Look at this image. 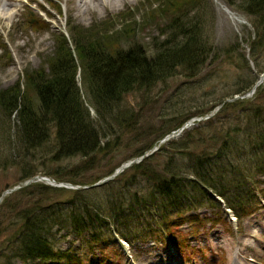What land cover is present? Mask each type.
I'll return each instance as SVG.
<instances>
[{
	"label": "trees",
	"instance_id": "1",
	"mask_svg": "<svg viewBox=\"0 0 264 264\" xmlns=\"http://www.w3.org/2000/svg\"><path fill=\"white\" fill-rule=\"evenodd\" d=\"M51 1L45 0L48 5ZM225 1L249 20L253 38L248 42V52L255 61L264 47V0ZM234 1L238 4L234 5ZM199 2L142 0L139 8L126 9L122 15L107 17L87 28L69 22L65 33H52L53 50L44 59V67L24 72L21 84L16 82L0 90V131L5 127L8 137L1 145L5 150L0 149L1 167L19 163L23 182L29 179L26 170L29 155L49 144L51 155L57 161L75 156L88 158L99 151L102 140L110 137L117 140L120 131L124 133L134 126L130 123H135L137 117L123 105L125 95L148 94L157 83L178 74L189 80L198 76L211 54V45L202 36L201 28L197 22L190 23L187 16ZM51 6L59 12L58 5ZM38 8L43 12V8ZM24 9L21 17L24 26L34 32L47 29V24L30 7ZM134 13L139 14L138 22L131 20ZM158 19L166 23L165 30L159 32L164 38L152 43L148 55L144 48L131 42L133 29L149 27ZM122 40L130 41V45L124 49L118 46ZM240 59L248 70L243 56ZM254 82L255 79L243 82L236 78L233 85L238 88L226 98L242 96ZM262 92L264 82L250 98L223 104L205 121L212 124L210 121L229 107H242L237 114L240 124L228 125L222 142L220 137L212 136L211 140L219 141L212 151H181L190 144L189 136L177 142L179 151L169 156L160 172L150 170L151 186L145 195L138 197V187L127 200L118 197L117 202L116 196L108 192L102 205L93 206L98 188L67 191L85 200H80L78 207L68 199L44 206L29 207L28 203L18 208L17 203L11 205L4 198L0 209L8 205L6 214L11 219L8 218L6 227L11 232L2 241L0 264L73 262L74 259L79 262V256L71 251L54 249L52 239L62 231L79 238L86 236L83 249L87 253L92 249L101 252L111 235L126 243L135 242L142 235L160 239L167 236L174 246L171 228L182 222L194 223L198 219L191 213L203 206H218L210 194L221 200L236 221L263 208L264 187L259 185H264V180L259 178L264 177V106L255 104ZM210 111L202 113V117ZM117 131L118 136L113 137ZM142 161L133 164L131 169H142L145 166ZM128 185L135 188L138 184L128 181ZM134 216L139 218L138 224L133 223Z\"/></svg>",
	"mask_w": 264,
	"mask_h": 264
},
{
	"label": "rangeland",
	"instance_id": "2",
	"mask_svg": "<svg viewBox=\"0 0 264 264\" xmlns=\"http://www.w3.org/2000/svg\"><path fill=\"white\" fill-rule=\"evenodd\" d=\"M141 2L142 0H95L84 7L78 4L77 0L57 2L53 0L51 3L59 6L57 12L52 4L48 5L45 0H0V10H3L1 12L7 11L6 13L10 12L12 15L11 20L0 15V90L16 82L21 84L24 72L44 67V59L53 50L52 33H65L67 23L87 28L107 17L122 15L126 9L135 6L139 8ZM237 4L238 1H234V5ZM26 5L47 24L45 31L34 32L21 23ZM38 7L43 8V12ZM235 9V6H229L225 0H200L198 7H194L187 14L190 23L197 22L202 36L211 45L209 59L198 76L189 80L178 74L164 83H157L148 94L125 95L123 105L131 109L137 117L135 123H130V126L134 124L133 127L124 133L120 131L121 136L117 140L112 137L102 140L99 151L88 158L75 156L57 161L51 155L50 144L44 146L34 151L29 155V160L27 159L26 170L29 172V178L46 177L68 184L69 181L81 182L80 186L94 184L101 178L111 175L120 165L137 158L140 154L148 153V150L152 151H149L148 156L142 161L145 165L142 169L133 170L130 167L112 182L107 183L106 185H111L108 188L103 189L101 186L96 189L98 197L93 200V206H96L104 203L103 198L108 192L116 196L117 202L118 197L127 200L138 187H140L138 197L148 193L151 186L150 170L160 172L169 156L179 151L177 148L180 145L177 146V142L185 140L187 136L190 137V144H194L191 146L186 143L187 147L180 149L181 151L199 152L204 149L212 151V148L219 144L218 140H211L214 138L212 136L220 137L222 142L226 138L223 136L228 125L231 127L236 123L240 124L237 114H240L242 107H229L222 114L215 116L210 121L212 124L205 123L201 118L202 113L210 111L232 95L238 88L233 85L236 78L243 82L254 79L257 81L264 74V47L260 49L255 61L249 57L248 42L253 38V30L248 24L247 17ZM133 15L131 20L138 22L139 14ZM165 26L164 20L160 19L155 20L149 27L135 26L131 42L140 45L149 55L152 43L164 38L160 37L159 32H163ZM118 27L116 26V29ZM129 45L130 41L123 40L118 44L123 49ZM240 55L245 59L248 70L244 68ZM257 96L255 104L264 106V92ZM82 98L86 100L83 95ZM189 121L200 122L180 133L178 137L159 145L154 152L153 148L161 138L175 131L180 124ZM1 129L0 149L3 148L4 151L5 146L1 145L8 137L5 127ZM117 136L118 131L113 133V137ZM15 162L18 163L16 160ZM6 167L2 168L0 165V194L18 185L21 186L24 182L20 180L19 163ZM182 174L186 175V171ZM259 180H264V177ZM128 181L136 182L137 187L128 185ZM115 182L116 184L112 185ZM40 184L42 183H32L28 186L22 184L21 189L5 195L4 198L11 205L17 203L18 208L28 203L29 207L44 206L68 199L78 207L85 201L67 192L68 190ZM263 187L264 185H259V188ZM254 192H258L256 188ZM211 195L217 199L214 201L218 206H203L191 213V216L198 219L194 223L182 222L183 224L175 229L171 228L174 233L173 243L176 244L174 246L168 237L162 236L161 233V239L142 235L144 237H137L135 242L130 243L111 235L101 252L92 249L87 253V250L83 249L86 236L79 238L62 231L52 239L54 249L60 252L71 251L75 256H79V262L74 259L73 262L50 260L28 264H264V207L236 221L231 212L223 207L221 200ZM7 206L0 209V247L6 234L11 232V228L6 227L8 218L11 219L10 215L6 214ZM148 212L153 213L151 210ZM185 215L188 217V214ZM133 219L134 224L139 223L137 216ZM142 223L145 224L144 221ZM138 226L144 229L142 225Z\"/></svg>",
	"mask_w": 264,
	"mask_h": 264
},
{
	"label": "water",
	"instance_id": "3",
	"mask_svg": "<svg viewBox=\"0 0 264 264\" xmlns=\"http://www.w3.org/2000/svg\"><path fill=\"white\" fill-rule=\"evenodd\" d=\"M264 79V74L258 78L257 82L254 83V85L252 86L251 90L249 92H247L246 94H244L243 96H241L239 99H243V98H248L250 97L254 90L256 89V87L261 84V82L263 81ZM237 98L234 97L232 99H227V100H224L221 105L223 103H232L233 101H235ZM220 106H217L213 111L212 113L210 114L213 115L218 109H219ZM195 126V123L193 121H190V122H186L184 124H182L180 126V129L177 130L176 132H171L169 134H167L166 136H164L161 140L158 141V145L160 144H163L164 142L168 141L169 139L171 138H176L179 136V133L183 130H186V129H189L191 127ZM157 149V147H154L153 150L155 151ZM152 152V151H151ZM143 156L139 157L138 159L134 160V161H131L125 165H122L120 166L119 168H117L116 170L113 171V173L105 178H102L100 180H98L97 182H95L94 184L90 185V186H84V187H81V189H84V190H87V189H90V188H97L101 185H104L105 183L111 181L112 179H114L118 174H120L124 169L128 168L132 163L134 162H138L140 160H142ZM35 181H39V182H42V183H45L49 186H52V187H55V188H63V189H67V190H77L79 189L80 187H75V186H71L69 184H65V183H59V184H56L53 180H50L49 178H44V177H32L30 178L29 180H27L26 182L23 183V186H28L29 184L35 182ZM20 187L17 186V187H14L10 190H6V191H3L1 194H0V202L2 201L3 197L7 194H10L11 192L15 191V190H18Z\"/></svg>",
	"mask_w": 264,
	"mask_h": 264
},
{
	"label": "bare ground",
	"instance_id": "4",
	"mask_svg": "<svg viewBox=\"0 0 264 264\" xmlns=\"http://www.w3.org/2000/svg\"><path fill=\"white\" fill-rule=\"evenodd\" d=\"M9 1H11V0H9ZM19 1V0H18ZM78 1V4H81L82 6H84V7H86V5L88 4V3H90V1H95V0H88V1H86V0H77ZM98 1H101V0H98ZM105 1V0H104ZM9 3V2H8ZM14 4V3H13ZM5 6V5H4ZM6 7V6H5ZM1 11H3V10H0V15H2V18H6V19H10L11 18V13L10 12H8V13H2ZM13 12V11H12ZM1 17V16H0ZM11 20V19H10ZM4 22H5V20H4Z\"/></svg>",
	"mask_w": 264,
	"mask_h": 264
}]
</instances>
